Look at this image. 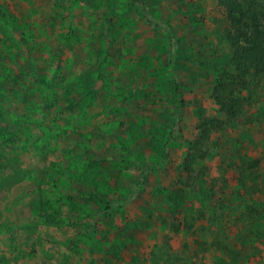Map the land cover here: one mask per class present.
Masks as SVG:
<instances>
[{
	"label": "rangeland",
	"instance_id": "1",
	"mask_svg": "<svg viewBox=\"0 0 264 264\" xmlns=\"http://www.w3.org/2000/svg\"><path fill=\"white\" fill-rule=\"evenodd\" d=\"M145 2L157 24L130 0H0V64L25 85L5 80L0 105L21 113L15 100L27 88L22 113L32 121L27 129L12 117L17 141L0 144V264H264V83L228 120L211 95L230 53L221 9L214 0ZM166 28L176 48L163 69ZM174 76L180 119L157 164L162 128L135 121L170 125L173 109L158 99L171 98ZM137 87L147 99L134 110ZM205 120L208 138L192 147ZM190 151L203 155L185 174ZM139 164L155 168L134 190ZM85 171L90 180H78ZM79 186L120 206L91 221L97 206L77 200ZM66 194L76 197L69 206Z\"/></svg>",
	"mask_w": 264,
	"mask_h": 264
},
{
	"label": "trees",
	"instance_id": "2",
	"mask_svg": "<svg viewBox=\"0 0 264 264\" xmlns=\"http://www.w3.org/2000/svg\"><path fill=\"white\" fill-rule=\"evenodd\" d=\"M216 5L221 9L222 17L225 20L227 26H228V33L226 34V41L230 47V53L227 60V66L226 68L222 69L219 72V77L215 82V85L212 88V98L214 100L215 105L218 107V111L220 113H224L228 120H234L240 111V105L242 102V99L244 97V93H246V98L250 97L253 90L261 83H264V0H214ZM133 6H135V10L141 13L142 17L145 19L147 23H150L149 25H154L157 23L149 22L150 18L147 16V9H146V2L145 0H130ZM107 17H103V20L105 21ZM106 21H109L108 19ZM158 26V25H157ZM156 26V27H157ZM168 29H165V38L168 41V50L170 52L169 54V61L166 63V67H163V69H167L170 63H172V59L174 56L172 55L173 47H175V43L172 41V35L169 34ZM174 45V46H173ZM172 58V59H171ZM145 57L141 56L137 58V62L135 63V68L139 67V64L144 62ZM168 64V65H167ZM134 70V69H132ZM130 70V71H132ZM10 70L8 67H6L4 64H0V89L5 84V80L10 81L12 83V86L16 89L17 86L19 87H25V85L21 86V83L19 82V79L17 75L12 74L9 72ZM10 76V78H9ZM102 79L100 75H97L95 78H93L95 81ZM42 79V78H41ZM41 82H46V79H42ZM39 80V78H38ZM180 80L177 79L176 76L173 77L171 80V87L169 90V93L171 94V98L167 100L168 91L163 92L160 94V97L158 99V102L163 106H171L172 107V115L171 123L168 127H164V124L162 122H153V121H142V119H137L135 122L137 125H149L151 128H154V124L162 128L161 135L162 137V143L160 148V155L159 159L157 160V164L161 163L167 160V146L168 144L173 141L175 134L177 132V122L179 121V115L177 112V106L179 104L178 97L180 93ZM14 88H9L10 91H13ZM115 88V87H114ZM138 88V87H137ZM26 91V92H25ZM21 95L20 101L15 100V104H20L19 109L22 108V110H17L23 112V110L28 109L29 100L27 97L28 89L26 88ZM160 89L156 87V92H159ZM128 95V94H127ZM130 95V94H129ZM133 100L136 99V102H134V110L142 105L143 102H145L146 93L142 91V88H138L136 90L135 94H132ZM1 98H5L0 94ZM46 104L47 99L43 98V100ZM13 102V101H12ZM139 102V103H138ZM152 106H154V103L151 102ZM69 106V107H68ZM74 106H77V102L74 101L73 104H67L65 107L64 105L62 107H56L57 110L54 113L55 116L63 115L62 111L65 109H70V112H72V109ZM48 107V105H46ZM24 108V109H23ZM39 109V108H34ZM19 113L17 115L12 114L9 110H7L5 107L0 105V144L2 146H8L9 144L17 141V135L19 133H13L9 131L8 125L10 124V119L13 117L17 120H19L20 117H23V123H26V128L32 123L30 120V117H26V113ZM57 113V114H56ZM211 124H213L211 121L205 120L203 121L199 127L201 128V132L197 138V140L193 141L191 146L194 147L198 144L199 141H205L208 138V132L209 128H211ZM139 125V126H140ZM138 126V127H139ZM157 128V127H156ZM25 129V127H23ZM154 130V129H153ZM156 131V130H155ZM34 136L36 135L33 133ZM36 137H38L36 135ZM37 140H34V142ZM39 142V139H38ZM32 144V143H31ZM43 146L42 143H40V147ZM203 153H198V151H190L186 153L183 164H182V170L185 174H189L192 172V164L200 157H202ZM159 162V163H158ZM92 163L95 164V161H92ZM96 164H98L96 162ZM140 166L137 168L140 173L138 176L134 177L132 179V185L134 186V190L139 187L140 182L150 173L154 170L155 164L146 166L139 164ZM254 165V163H253ZM60 175H63L59 173ZM54 178V177H53ZM51 181H47V184H50V187L56 186L55 178ZM83 179H89L90 180V174L88 172H84V175L80 177L78 180ZM44 181V180H43ZM41 181V182H43ZM91 182V181H90ZM92 184V183H90ZM78 193L77 200H91L92 203H94L97 206V209H94L92 212H89L85 215V217H90V220H97L99 216L102 214H105L106 212L117 209L120 205L116 203L115 200H110L108 197H103V195H97L96 193H85L81 186L77 187L76 189ZM101 196V197H100ZM103 197V199H102ZM62 200V204L65 206H69L70 204H73L74 196L70 194L64 195ZM176 196L174 195V200H176ZM96 201V202H95ZM48 202V200L46 201ZM72 206V205H71ZM70 206V207H71ZM75 210V209H74ZM71 212V211H69ZM79 214V213H78ZM82 214V213H81ZM50 216V218H49ZM60 217V216H59ZM48 219H52V215H48ZM61 222H69V218L65 215H62ZM73 219H80L79 216L74 215Z\"/></svg>",
	"mask_w": 264,
	"mask_h": 264
},
{
	"label": "crops",
	"instance_id": "3",
	"mask_svg": "<svg viewBox=\"0 0 264 264\" xmlns=\"http://www.w3.org/2000/svg\"><path fill=\"white\" fill-rule=\"evenodd\" d=\"M27 224H28V223H27ZM22 226H23V228H26V227H27V226L25 227V225H24V224H22Z\"/></svg>",
	"mask_w": 264,
	"mask_h": 264
}]
</instances>
